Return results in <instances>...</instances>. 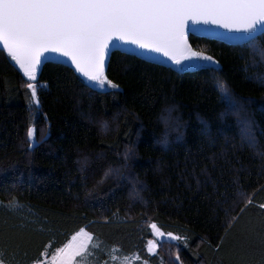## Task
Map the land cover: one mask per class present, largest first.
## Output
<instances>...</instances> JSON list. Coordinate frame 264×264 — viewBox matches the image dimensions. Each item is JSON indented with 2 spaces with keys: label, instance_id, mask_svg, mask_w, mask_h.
Segmentation results:
<instances>
[{
  "label": "trees",
  "instance_id": "16d2710c",
  "mask_svg": "<svg viewBox=\"0 0 264 264\" xmlns=\"http://www.w3.org/2000/svg\"><path fill=\"white\" fill-rule=\"evenodd\" d=\"M190 44L219 68L180 72L118 51L107 77L119 87L99 91L49 62L38 74L37 117L27 79L0 50V252L8 264L42 260L80 228L99 240L101 262L137 253L167 264L163 251L146 253L138 229L149 223L182 237L180 264H264V35L241 44L192 36Z\"/></svg>",
  "mask_w": 264,
  "mask_h": 264
},
{
  "label": "snow or ice",
  "instance_id": "6c2138e0",
  "mask_svg": "<svg viewBox=\"0 0 264 264\" xmlns=\"http://www.w3.org/2000/svg\"><path fill=\"white\" fill-rule=\"evenodd\" d=\"M213 24L229 32L243 33L252 41L264 35V0H0V45L27 78L25 87L31 101L39 105L37 73L45 53L67 57L86 80L99 89L119 86L108 79L105 67L113 41L159 53L187 70L215 64L211 56L194 52L187 40L190 24ZM133 49L129 48L131 54ZM205 61L207 64L197 63ZM217 89L232 103L231 94L222 82ZM244 134L251 137L245 122ZM30 146L36 141V129L27 133ZM252 203L251 199L247 201ZM13 201L9 207H18ZM264 209V204L259 205ZM150 227L161 237L155 223ZM166 238L181 241L171 232ZM93 236L80 228L52 255L51 264H85L88 244ZM150 253L157 246L153 242ZM100 246L97 239L92 249ZM87 255H82V253ZM44 256L48 253L45 251ZM116 261V256H111ZM179 260V256L176 257ZM0 264H8L0 252ZM32 264H44L36 259ZM104 264H108L105 261ZM121 264H134L124 257Z\"/></svg>",
  "mask_w": 264,
  "mask_h": 264
},
{
  "label": "rangeland",
  "instance_id": "374dc122",
  "mask_svg": "<svg viewBox=\"0 0 264 264\" xmlns=\"http://www.w3.org/2000/svg\"><path fill=\"white\" fill-rule=\"evenodd\" d=\"M193 51H194V52H197L195 49H194ZM261 55H262V54H261ZM9 59H10L12 65H15V66L17 67V69L20 71V73L23 75V72L20 70L19 66L15 63V61H13L10 57H9ZM262 60L264 61V55H262ZM197 63H200V64H207V63H205V61H198ZM171 66H172L173 69L179 70L180 72L188 71L187 69L183 68L181 65H176L175 63H174V64H171ZM199 68H200V67H199ZM195 69H197V68H195ZM23 76H24V75H23ZM24 77H25V76H24ZM25 78H26V77H25ZM26 79H27V78H26ZM37 81H38V73H37V80H36V83H37ZM85 81H86L89 85H91L95 90L97 89V90H100V91H108V89H110V88H108V87H105L104 89H99L98 87L95 86V84L88 82L86 79H85ZM27 82H29V81H27ZM38 90H39V87H37V95H38ZM236 104H237V103H236ZM37 106H39V105H35V104L32 103V108H33V110H34V116H36V117H37L38 115H36V111H35L34 108H36V110H37ZM237 106H240V105L237 104ZM236 111H237V110H236ZM237 113H238V112L233 111L232 106H231V107L229 106V109L227 110V115L235 116ZM37 114H38V113H37ZM163 123H164V125H166V128H167L169 131H173V130L176 129V127H173V126H172V125H174V124L172 123L170 117L164 118ZM171 126H172V127H171ZM175 132H177V131H175ZM175 132H173V133H175ZM177 133H178V132H177ZM37 144H38V140L36 139V141L32 144V147H36ZM114 220L117 221V222H124V219L121 218V217H116V218H114ZM151 224H152V223H149L148 226H145V227H142V228L140 227V228L138 229L139 232L142 233L143 236L145 235V241L143 242V245L145 246L146 253H148V254L151 255V256L154 255L153 253H150V252L148 251V248L151 246V245L149 244V242L151 241V242H153L155 245H157V246L154 248L155 255H158V254L161 253V251H163V252H164V255H162L161 257H162V260L164 259V257H165V258H167V257L169 258V259H167V260H169V262H167V264H175V262L178 263V264H180V262L176 259V257L179 256V255H176V249H175V247H174V246L177 247V243H178L179 241H172V240H170V239H167V238H166V234H167V233L163 232V230H162V229L156 224V225H157V228H159V230H160L161 232L165 233V237H161V236H159V235H158L157 233H155L154 230L150 227ZM85 231H87V230L85 229ZM87 232H88V231H87ZM91 235H92V234H91ZM92 236H93V241H90V242H89V244H88V251H91V252L93 253V255L88 256V259H87V261L85 262V264H104L105 261H104V262H101V261H100V258H98L100 255H99V253L97 252V251H100V252H101V250H102L101 245H100L98 248H96V249H97V250H96V253L94 252V249H92V243H94V242L96 241L95 238H94V235H92ZM146 236L148 237V239L146 238ZM116 249H118V252L121 250L120 248H116ZM47 253H48V255H47V256H44V255H43V258H42L41 261H43L44 264H51V258H52V255H53V254H49L48 251H47ZM54 254H55V253H54ZM82 255H87V253H86V252H85V253H82ZM155 255H154V256H155ZM112 256H116V257H117V260H116V261H112V260L110 259V261L108 262V264H121V261H122L123 258H124V257H120V256H118V255L115 254V253L112 254ZM169 256H170V257H169ZM129 257H130V258H133L134 264H139V263L149 264V263L143 261V259L141 258V256H139V254H137V253H135V254H133L132 256H129ZM80 260H81V257H80V256L76 257L74 264H77V262H79ZM162 260H160V261H162ZM162 263H163V262H162Z\"/></svg>",
  "mask_w": 264,
  "mask_h": 264
},
{
  "label": "water",
  "instance_id": "95a60500",
  "mask_svg": "<svg viewBox=\"0 0 264 264\" xmlns=\"http://www.w3.org/2000/svg\"><path fill=\"white\" fill-rule=\"evenodd\" d=\"M190 24V28L187 32V40L189 45L190 44V38L192 36H200V37H204L207 39H213V40H217L220 42H225L228 44H241V43H245L247 41H250L248 39L245 38V34L243 33H234V32H229L223 28H220L216 25L213 24H191V22H189ZM114 44L118 45V48H114L112 49L109 58L106 61V67H105V72L107 75V69L108 66L110 64V59L112 57V55L118 51H121L123 53L129 54L128 53V49L131 48L133 49L132 53L133 55L137 56L140 59H144L146 61H149L151 63H157L159 65H163V66H168V67H172L171 64H174L172 61H170L167 57L159 54V53H151V52H146L140 49H136L135 46H131V45H126L123 42H117V41H113ZM192 50H194L193 47H191ZM0 50H3V46L0 45ZM5 52V54H7L6 50H3ZM45 57H47L46 59L42 58V63L40 65V71L38 72V74L41 72V70L43 69V67L47 64H49V62L52 63H62L64 65H67L68 67H70L71 69L73 68L75 71V66L71 64V62L68 60L67 57H62L59 54L56 53H45L44 54ZM11 58V57H10ZM213 58V57H212ZM213 60L216 62L215 64H208L207 67L208 68H213V69H218L219 68V62L213 58ZM207 63V62H205ZM201 68V67H200ZM197 68V69H200ZM192 70H196V69H192ZM78 74H80L78 71H76ZM188 72V71H185ZM80 76L83 78V80H85L86 78H84L81 74ZM39 77V75H38ZM117 89V88H116ZM100 91V90H99Z\"/></svg>",
  "mask_w": 264,
  "mask_h": 264
}]
</instances>
